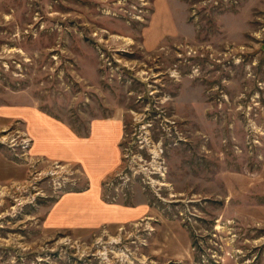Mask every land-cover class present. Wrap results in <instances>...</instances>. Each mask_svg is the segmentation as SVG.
I'll return each mask as SVG.
<instances>
[{
    "label": "rangeland",
    "instance_id": "obj_1",
    "mask_svg": "<svg viewBox=\"0 0 264 264\" xmlns=\"http://www.w3.org/2000/svg\"><path fill=\"white\" fill-rule=\"evenodd\" d=\"M30 108L121 118L102 196L143 217L46 229L86 184L23 149ZM0 264H264V0H0Z\"/></svg>",
    "mask_w": 264,
    "mask_h": 264
},
{
    "label": "crops",
    "instance_id": "obj_2",
    "mask_svg": "<svg viewBox=\"0 0 264 264\" xmlns=\"http://www.w3.org/2000/svg\"><path fill=\"white\" fill-rule=\"evenodd\" d=\"M22 118L32 157L79 166L85 179L83 189L63 193L50 206L43 220L46 229L91 232L143 217L144 207L111 204L102 196L103 180L120 165L121 118L93 120L85 135L36 108L22 110Z\"/></svg>",
    "mask_w": 264,
    "mask_h": 264
},
{
    "label": "built area",
    "instance_id": "obj_3",
    "mask_svg": "<svg viewBox=\"0 0 264 264\" xmlns=\"http://www.w3.org/2000/svg\"><path fill=\"white\" fill-rule=\"evenodd\" d=\"M23 149H29V146H30V140L28 139H26V140H24L23 142ZM113 185V182H110L109 184H106V187H111Z\"/></svg>",
    "mask_w": 264,
    "mask_h": 264
},
{
    "label": "bare ground",
    "instance_id": "obj_4",
    "mask_svg": "<svg viewBox=\"0 0 264 264\" xmlns=\"http://www.w3.org/2000/svg\"><path fill=\"white\" fill-rule=\"evenodd\" d=\"M154 159H157V155L154 156ZM155 165V164H154ZM156 170H157V167H156Z\"/></svg>",
    "mask_w": 264,
    "mask_h": 264
}]
</instances>
